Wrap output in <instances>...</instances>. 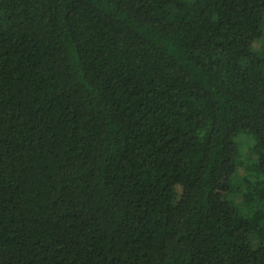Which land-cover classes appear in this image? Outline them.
Segmentation results:
<instances>
[{
	"label": "trees",
	"instance_id": "16d2710c",
	"mask_svg": "<svg viewBox=\"0 0 264 264\" xmlns=\"http://www.w3.org/2000/svg\"><path fill=\"white\" fill-rule=\"evenodd\" d=\"M260 39L264 0H0V264H264Z\"/></svg>",
	"mask_w": 264,
	"mask_h": 264
},
{
	"label": "rangeland",
	"instance_id": "374dc122",
	"mask_svg": "<svg viewBox=\"0 0 264 264\" xmlns=\"http://www.w3.org/2000/svg\"><path fill=\"white\" fill-rule=\"evenodd\" d=\"M262 45H264V40H262V39L257 40L254 43V48L258 49ZM235 140L237 142L240 154L245 157L247 152H248L249 146H250V144L252 142V139L249 136L245 135V134H241V135L237 136ZM242 173H243L242 168H238L237 171H236V175L238 177H240Z\"/></svg>",
	"mask_w": 264,
	"mask_h": 264
}]
</instances>
